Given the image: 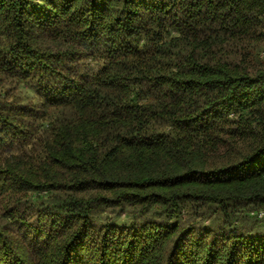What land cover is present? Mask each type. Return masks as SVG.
Returning <instances> with one entry per match:
<instances>
[{
	"label": "trees",
	"instance_id": "trees-1",
	"mask_svg": "<svg viewBox=\"0 0 264 264\" xmlns=\"http://www.w3.org/2000/svg\"><path fill=\"white\" fill-rule=\"evenodd\" d=\"M0 264H264V0H0Z\"/></svg>",
	"mask_w": 264,
	"mask_h": 264
}]
</instances>
